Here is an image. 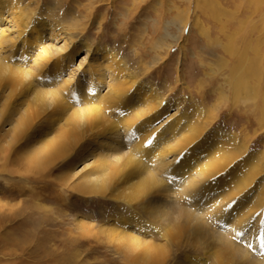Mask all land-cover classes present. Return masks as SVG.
I'll return each instance as SVG.
<instances>
[{"label":"bare ground","instance_id":"obj_1","mask_svg":"<svg viewBox=\"0 0 264 264\" xmlns=\"http://www.w3.org/2000/svg\"><path fill=\"white\" fill-rule=\"evenodd\" d=\"M17 3L0 0V123L17 116L8 129L7 147L26 144L24 159L31 165L61 161L68 170L66 180L74 182L72 191L126 206L129 214L117 219L133 229L112 230L126 251L132 250L128 245L150 244L140 235L152 240L159 235L174 247L211 254L216 264H264V193L249 191L256 166L235 179L234 160L243 154L244 161L253 156L246 152L247 146L239 145L233 135L226 144L212 141L198 124L175 137L174 132L166 136L165 123L158 121L168 110L166 103L150 86H140L114 53L75 41L72 29L52 16L41 17L26 8L15 14L10 6ZM9 22L15 29L11 38ZM61 35L65 46L50 44ZM46 41L51 42L44 46ZM37 44L41 51L33 57ZM80 49L92 55L89 63L102 54L100 59L107 64L106 90L102 63L90 64L87 81L76 80L74 73L63 78ZM225 50L237 59L228 71L232 94L245 84L253 100L257 90H264L262 56L256 57L252 84H246L250 69L246 54L229 46ZM122 78L129 81L124 83ZM138 88L150 102H140ZM258 103L263 128L264 98ZM55 127L56 134L51 135ZM155 248L137 251L134 262L157 264ZM185 259L186 264L198 262Z\"/></svg>","mask_w":264,"mask_h":264},{"label":"rangeland","instance_id":"obj_2","mask_svg":"<svg viewBox=\"0 0 264 264\" xmlns=\"http://www.w3.org/2000/svg\"><path fill=\"white\" fill-rule=\"evenodd\" d=\"M10 7L15 14L26 8L41 17L52 16L72 29L75 41L114 53L140 86H150L166 103L168 110L158 119L165 123L166 136L174 132L175 137L188 132L187 126L198 124L212 141L226 144L229 136L236 137L253 156L244 161L243 154L234 160L238 164L235 179L249 166H256L249 191L251 195L264 193V127L259 125L256 107L264 90H257L253 100L245 84L232 94L228 71L237 59L225 50L229 46L246 54L250 66L246 84H252L257 55L262 56L259 66H264V0H18ZM239 21L247 23L241 27ZM12 26L10 22L6 25L10 38L14 37ZM65 41L61 35L44 46L61 47ZM34 50L33 57L41 45ZM100 56H93L89 63L85 50L80 49L63 78L74 73L76 80L87 81L90 64L102 63L106 79L107 64ZM107 85L108 79L102 88L106 90ZM138 90L140 102H150L148 94ZM5 120L7 124L0 123V264H136V257L151 245L156 246L157 264H186L187 256L197 264H216L211 254H195L183 245L174 247L159 235L155 240L140 235L150 244L128 245L132 250H124L112 230L130 232L133 227L125 228L117 219L129 214L126 206L72 191L74 182L66 180L68 170L61 161L47 166L28 164L26 144L19 142L10 148L6 144L8 129L17 116ZM55 134L56 127L51 135Z\"/></svg>","mask_w":264,"mask_h":264}]
</instances>
